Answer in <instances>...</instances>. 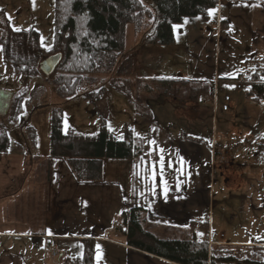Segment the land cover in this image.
I'll list each match as a JSON object with an SVG mask.
<instances>
[{"label": "rangeland", "instance_id": "374dc122", "mask_svg": "<svg viewBox=\"0 0 264 264\" xmlns=\"http://www.w3.org/2000/svg\"><path fill=\"white\" fill-rule=\"evenodd\" d=\"M141 2L152 13L151 17L144 20L139 32L135 25L126 27L125 50L117 57L114 67L91 75L90 83L74 98L64 99L57 94L54 73L50 76L17 74L0 46V104L8 101L13 93H25L14 124L4 113L8 108L0 112V124L9 136L10 151L15 152L17 144L29 150L27 138L32 128L36 147L28 152L35 154L39 165L46 166L51 153L54 112L62 118L64 132L73 130L92 137L105 126L119 141H125L130 135L140 149V156L132 160H105L101 185L84 188L86 198L89 192L98 198L96 209L100 210L98 216L105 227L112 222L120 224L125 210L141 205L147 210L143 215L145 229L157 230L169 239H177L180 232L191 230L192 222H196L198 234L204 235L199 224L208 223L214 244L210 252L217 259L215 264H243L246 260L263 263L264 249L258 247L264 245V158H255V152L243 143L237 147L240 140H236L237 129L242 127V110L236 99L241 101L249 86L225 81L240 77L246 80L247 75L255 72L248 50L249 30L235 25L224 44L194 25L196 21L186 20L174 27L172 45H149L146 40L154 32L158 15L152 0ZM54 5L55 0H0L4 30L39 33L36 52L39 69L47 57L53 56L50 53L54 48ZM215 18L213 14L211 19ZM199 20L202 23L203 19ZM209 51L214 55L210 56ZM205 75L211 76L205 83H213L217 75L221 79L216 109L201 101L192 103L199 109L195 110L186 104L190 102L163 95L156 97L153 92L146 95L140 90L143 82L153 79L203 83L201 78L204 80ZM113 81L128 82L132 97L129 99L116 91L111 85ZM238 86H242L241 90ZM102 88L104 96L96 110L86 97ZM143 96L149 97L144 109L138 102ZM225 96L232 99L230 107L234 104L227 114L222 112ZM189 148L195 149L191 151L195 156L182 174L184 168L179 155ZM216 149L225 150L229 156L214 165L205 152L214 156ZM52 163L54 168L66 165L65 160ZM245 182L249 186L244 190ZM153 184L161 187V201L154 198ZM216 241L256 247L219 248L221 245H216ZM58 246L66 249L65 252ZM53 247L64 261L71 256L81 257L86 246L83 241L71 239L53 243ZM99 253L105 254V249ZM220 257L232 261L222 263L218 260ZM49 259L56 264L59 258L53 259L49 254Z\"/></svg>", "mask_w": 264, "mask_h": 264}, {"label": "trees", "instance_id": "16d2710c", "mask_svg": "<svg viewBox=\"0 0 264 264\" xmlns=\"http://www.w3.org/2000/svg\"><path fill=\"white\" fill-rule=\"evenodd\" d=\"M158 23L146 42L149 45L169 46L175 42L176 25L194 18L208 19L211 10L217 7L216 0H152ZM152 13L141 0H55L54 5V48L50 55H61V61L54 71L57 94L64 99L74 98L78 91L90 83L89 77L96 73L110 71L117 57L124 52L125 31L128 25H135L137 32L143 28L144 20ZM39 33L32 30L14 32L2 27L0 13V46L6 60L20 76L42 74L38 67L36 52L39 49ZM48 58V57H47ZM46 58V59H47ZM230 83H244L249 86L247 98L264 101V61L257 62L255 72L244 80L242 77L225 80ZM140 90L156 97L163 95L191 103H198L209 94L208 84H197L179 79H153ZM112 87L127 98L132 97L126 81H113ZM154 87V90L152 88ZM157 91L155 92V90ZM105 89L86 97L97 110ZM144 94V95H145ZM24 92L11 97L7 117L14 124L21 111ZM148 96L138 100L146 108ZM138 113V112H137ZM141 116V112L138 113ZM62 118L53 114L51 124L50 159L65 160L66 165L80 183L98 182L102 177L105 160H132L141 152L130 135L125 141L117 140L105 126L92 137L83 136L73 130L64 132ZM32 129V128H31ZM29 130L28 151L35 149V134ZM32 132V133H31ZM18 148L24 146L17 144ZM10 149L8 134L0 124V157ZM264 158V138L255 142V158ZM146 208L136 205L125 210L120 218V232L126 238L128 247L174 264H215L212 252L205 239L208 237V223H200L204 236L192 230L180 232L177 239L159 237L146 230L143 214ZM197 226L192 222V228ZM187 234V236H186ZM85 253L81 257L69 258L63 264H95L94 247L86 241ZM225 263L232 260L219 258ZM243 264H264L246 260Z\"/></svg>", "mask_w": 264, "mask_h": 264}, {"label": "crops", "instance_id": "0c3cea01", "mask_svg": "<svg viewBox=\"0 0 264 264\" xmlns=\"http://www.w3.org/2000/svg\"><path fill=\"white\" fill-rule=\"evenodd\" d=\"M216 1L217 7L210 11L208 19L202 18V23L199 22L201 18L188 21H196L194 25H198L203 31H208L207 35H213L218 43L224 41V44L227 43L225 38H228L229 31L237 27L235 25L246 27L251 36L248 48L251 56L250 62L253 64L252 68L255 69L257 62L264 61V0ZM213 14L216 15L214 20L211 19ZM246 16H249V20H246ZM189 29L191 30V25ZM209 54L210 56L214 55L213 51H209ZM201 70L205 71L204 68ZM205 76L207 77H204V80L201 78L203 83L197 84L209 85L210 93L215 95L216 109V92L219 90L221 79L217 75L213 83H205V80L211 78L210 75ZM247 77L249 76L247 75ZM238 87L241 90L242 86ZM13 94L8 101H2L0 104L1 114L9 107ZM225 97L230 98L228 104L222 105V112L227 114L234 104L230 107L232 99L230 96ZM242 97L241 101L239 98L236 99V104L240 105L242 110V127L237 129L239 132L237 131L236 134V140H240L237 147L243 143L255 152V142L264 138V105L253 97L247 98V93ZM186 104H189L188 107L199 110L191 102ZM225 105H228V111H223ZM4 113L7 114V112ZM193 150L195 149L189 148L185 153L181 152L179 155L180 164L184 168L182 174L186 173L188 164L195 156V153L191 152ZM205 154L209 156L214 165L220 163L222 159L227 160L229 156L228 152L223 149H216L214 156L209 152H205ZM53 161L59 160L49 158V163L46 166L39 165L34 153H29L25 151V148L18 147L15 152H11L9 149L7 155L0 157V264H55L49 259L47 247L53 246V243L71 239L83 241L85 245L87 240L90 241V245L92 243L95 264H174L128 247L126 238L120 231L112 227L113 222L109 227H105L101 223V218L98 216L100 210L96 209V199L98 198L90 195L91 192L86 198L84 188L101 185L102 177L98 182L80 183L67 165L63 164L62 168H54ZM252 180L260 185L257 178L252 177ZM197 183L200 184V180ZM247 186L249 183L245 182L243 189L245 190ZM160 190V185L153 184L152 193H154V198L159 201H161ZM190 229L193 233L202 236L201 233L198 234L197 226L192 228L191 225ZM208 231V236L211 239L210 225ZM150 232L161 237L157 230ZM176 233L177 231L174 232V235ZM178 236L182 237L180 233ZM216 245H221L220 248L255 246V244L251 246L221 241H216ZM58 247L63 250L62 252H65L66 249ZM64 247L69 249L66 244ZM258 248L264 249V245ZM100 249H105V254L100 255ZM77 257L71 256L67 259ZM59 259L56 264H63V261Z\"/></svg>", "mask_w": 264, "mask_h": 264}, {"label": "water", "instance_id": "95a60500", "mask_svg": "<svg viewBox=\"0 0 264 264\" xmlns=\"http://www.w3.org/2000/svg\"><path fill=\"white\" fill-rule=\"evenodd\" d=\"M60 61H61V55L58 54V55L50 56L41 63L40 71L42 72V74L46 76H50L54 73Z\"/></svg>", "mask_w": 264, "mask_h": 264}, {"label": "built area", "instance_id": "2783aa9c", "mask_svg": "<svg viewBox=\"0 0 264 264\" xmlns=\"http://www.w3.org/2000/svg\"><path fill=\"white\" fill-rule=\"evenodd\" d=\"M230 101V98L229 97H226L225 98V102L226 103H228ZM203 102H204V104H206V105H208V104H212V96H209V97H205V98H203ZM263 104H264V102H263ZM229 108H228V106H224V108H223V110L224 111H227ZM112 227L113 228H115L116 230H120V224H112ZM207 242H208V245H209V247H212L214 244H212L209 240H207ZM48 251L52 254V256L54 257V258H57V253H56V251H55V249L53 248V246H51V245H49L48 246Z\"/></svg>", "mask_w": 264, "mask_h": 264}]
</instances>
